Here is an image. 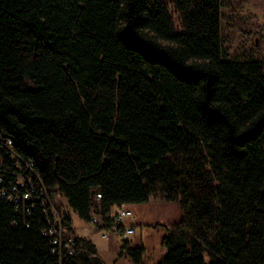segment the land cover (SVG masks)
<instances>
[{"label": "trees", "instance_id": "obj_1", "mask_svg": "<svg viewBox=\"0 0 264 264\" xmlns=\"http://www.w3.org/2000/svg\"><path fill=\"white\" fill-rule=\"evenodd\" d=\"M0 132L69 221L179 202L157 264H264V60L223 59L220 0H0ZM47 227L0 198V264H103Z\"/></svg>", "mask_w": 264, "mask_h": 264}, {"label": "rangeland", "instance_id": "obj_2", "mask_svg": "<svg viewBox=\"0 0 264 264\" xmlns=\"http://www.w3.org/2000/svg\"><path fill=\"white\" fill-rule=\"evenodd\" d=\"M170 12L177 22L172 9ZM220 35L224 60H264V0H220ZM130 210L136 226L135 234L127 240L132 247L143 248L144 264H157L165 254L162 235L181 221V206L179 202L151 198ZM73 224L78 236L92 238L103 264H133L128 258L117 257L123 238H102L75 216Z\"/></svg>", "mask_w": 264, "mask_h": 264}, {"label": "built area", "instance_id": "obj_3", "mask_svg": "<svg viewBox=\"0 0 264 264\" xmlns=\"http://www.w3.org/2000/svg\"><path fill=\"white\" fill-rule=\"evenodd\" d=\"M4 173L11 177V181L4 183ZM0 198L5 199L25 214L34 211L38 205L47 221L44 236L51 240L52 255L61 259L64 253L72 254L76 248V241L72 236L75 226L68 220L69 211L63 204L56 208L54 201L59 196L48 190L32 167L21 161L15 154L13 143L0 132ZM106 218L108 223L99 218H93L86 223L102 238L111 235L126 239L135 234V218L130 208L126 206L111 208Z\"/></svg>", "mask_w": 264, "mask_h": 264}, {"label": "crops", "instance_id": "obj_4", "mask_svg": "<svg viewBox=\"0 0 264 264\" xmlns=\"http://www.w3.org/2000/svg\"><path fill=\"white\" fill-rule=\"evenodd\" d=\"M135 215V214H134ZM135 223H136V220H135ZM91 241H92V238H91Z\"/></svg>", "mask_w": 264, "mask_h": 264}, {"label": "water", "instance_id": "obj_5", "mask_svg": "<svg viewBox=\"0 0 264 264\" xmlns=\"http://www.w3.org/2000/svg\"><path fill=\"white\" fill-rule=\"evenodd\" d=\"M256 42V41H255Z\"/></svg>", "mask_w": 264, "mask_h": 264}]
</instances>
